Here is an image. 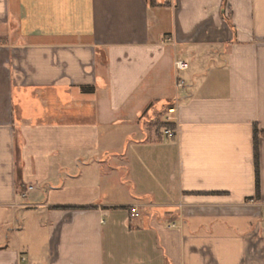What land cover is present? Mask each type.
<instances>
[{
	"label": "crops",
	"instance_id": "crops-1",
	"mask_svg": "<svg viewBox=\"0 0 264 264\" xmlns=\"http://www.w3.org/2000/svg\"><path fill=\"white\" fill-rule=\"evenodd\" d=\"M155 2L0 0V264H264V0Z\"/></svg>",
	"mask_w": 264,
	"mask_h": 264
},
{
	"label": "trees",
	"instance_id": "trees-1",
	"mask_svg": "<svg viewBox=\"0 0 264 264\" xmlns=\"http://www.w3.org/2000/svg\"><path fill=\"white\" fill-rule=\"evenodd\" d=\"M155 0H151V4H155ZM159 130L167 129V128H174L173 123H161L158 124ZM261 132L259 131L258 127H255L254 131V150H255V170H256V193L257 197H260V190H261V183H260V139H261Z\"/></svg>",
	"mask_w": 264,
	"mask_h": 264
},
{
	"label": "built area",
	"instance_id": "built-area-1",
	"mask_svg": "<svg viewBox=\"0 0 264 264\" xmlns=\"http://www.w3.org/2000/svg\"><path fill=\"white\" fill-rule=\"evenodd\" d=\"M166 4H172L174 0H164ZM167 43H172L173 42V39L172 38H167L166 39ZM176 67L178 70H185V69H188V65L184 62H177L176 63ZM179 87H183V83H179L178 84ZM168 115H174L176 114V108L175 107H170L168 109ZM168 123H173L174 122V119L170 117L167 118L166 120ZM166 137L168 139H175L177 137V129L176 128H167L165 129L164 131ZM30 189H33L32 187ZM27 196V194H23V197L25 198ZM133 212H136V210H133ZM169 228H177V225L172 223Z\"/></svg>",
	"mask_w": 264,
	"mask_h": 264
},
{
	"label": "rangeland",
	"instance_id": "rangeland-1",
	"mask_svg": "<svg viewBox=\"0 0 264 264\" xmlns=\"http://www.w3.org/2000/svg\"><path fill=\"white\" fill-rule=\"evenodd\" d=\"M189 61H191V60H189ZM190 63L193 64L192 61ZM199 63H201V60L200 59H198L197 62H195V65H198ZM159 113L162 114L163 112H159Z\"/></svg>",
	"mask_w": 264,
	"mask_h": 264
}]
</instances>
